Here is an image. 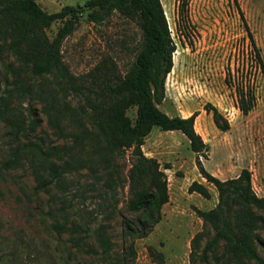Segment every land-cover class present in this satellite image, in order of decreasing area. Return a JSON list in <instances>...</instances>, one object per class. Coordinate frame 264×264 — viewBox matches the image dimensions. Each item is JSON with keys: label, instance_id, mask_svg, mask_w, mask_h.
Instances as JSON below:
<instances>
[{"label": "rangeland", "instance_id": "rangeland-1", "mask_svg": "<svg viewBox=\"0 0 264 264\" xmlns=\"http://www.w3.org/2000/svg\"><path fill=\"white\" fill-rule=\"evenodd\" d=\"M86 1L36 0L48 13L59 12L64 6H83ZM161 3L177 48L160 110L183 118L199 112L195 128L208 146L200 158L206 170L227 180L248 169L254 191L264 197V74L247 32L248 27L264 62V0ZM62 25L57 21L46 29L48 37L53 39ZM140 40L136 22L115 13L95 24L86 12L64 40L61 54L80 85L97 68H111L118 77L124 76ZM1 43L0 264L116 261L126 253L131 240L124 220H135L139 214L127 207L131 152L116 160L120 176L110 191L105 187L100 159L103 141L98 147L87 114L83 115L88 108L77 89L70 83L64 86L54 75L33 76ZM229 73L232 87L226 84ZM242 77L250 79L255 89L256 105L248 115L235 107L236 85ZM209 103L228 120L230 130L216 126L212 114L204 110ZM135 111L130 109L128 115L134 118ZM142 149L165 172L169 202L161 209L162 220L145 237L135 240L134 264H158L156 253L162 254L164 264H257L230 253L223 243L207 263L200 259L192 262V239L204 230L196 210L215 208L218 192L200 175L197 154L182 132L154 127ZM193 182L205 185L210 199L190 194ZM100 232L109 240L110 253L105 257ZM212 236L207 230L201 250ZM259 237L264 242V231L259 230ZM258 251L264 257L260 244Z\"/></svg>", "mask_w": 264, "mask_h": 264}, {"label": "trees", "instance_id": "trees-1", "mask_svg": "<svg viewBox=\"0 0 264 264\" xmlns=\"http://www.w3.org/2000/svg\"><path fill=\"white\" fill-rule=\"evenodd\" d=\"M183 8L184 4L182 12ZM86 12L87 19L95 24L117 13L136 22L139 27L140 46L124 76L118 77L111 68H97L82 84L76 85V79L63 62L61 48ZM57 21L63 22V25L50 39L46 29ZM247 32L256 63L264 74L259 48L248 27ZM0 42L15 61L30 68L33 76L54 75L64 86L70 83L73 89H77L88 108L83 115L87 114V124L98 138L97 146L100 140L103 141L99 147L103 151L100 159L106 176L105 187H109L110 191L120 176L116 160L131 152V197L127 207L139 214L135 220H124V228L131 240L126 253L116 261L109 260V264H134L137 255L135 240L145 237L162 220L161 209L169 202L165 172L161 170L160 163L147 158L142 149L154 127L163 131H180L187 137L191 150L197 154L196 166L200 175L218 192L215 208L196 210L204 222V230L192 239L191 261L200 259L207 263L209 255L223 243L230 253L264 264V257L258 251V244L264 247L259 237V230L264 231V197H259L254 191L251 171L243 169L237 177L227 180L211 174L200 159L206 155L208 146L195 128L199 112L187 118L170 117L159 108L166 97V80L173 70L177 48L161 0H88L83 6H64L56 13L44 11L36 0H0ZM226 84L232 87L230 73L226 77ZM63 88L66 90V87ZM236 94L235 107L243 115H248L256 105L251 80L242 77L237 82ZM132 108L136 110L134 118L128 115ZM204 110L212 114L220 130H230L228 120L217 107L209 103ZM55 170L59 176L60 173ZM188 192L197 193L205 199L211 197L209 189L199 182H193ZM136 225L138 228L134 227ZM207 230L213 236L207 239L201 250ZM98 238L105 257L110 253L109 240L101 232ZM156 257L160 261L158 264H164L161 253H156Z\"/></svg>", "mask_w": 264, "mask_h": 264}, {"label": "crops", "instance_id": "crops-1", "mask_svg": "<svg viewBox=\"0 0 264 264\" xmlns=\"http://www.w3.org/2000/svg\"><path fill=\"white\" fill-rule=\"evenodd\" d=\"M202 131H203V132H205V130H204V129H202Z\"/></svg>", "mask_w": 264, "mask_h": 264}]
</instances>
